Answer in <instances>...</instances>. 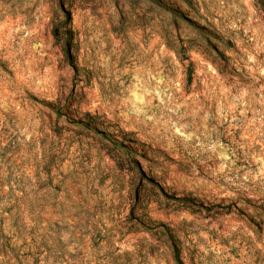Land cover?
Masks as SVG:
<instances>
[{
  "label": "rangeland",
  "instance_id": "374dc122",
  "mask_svg": "<svg viewBox=\"0 0 264 264\" xmlns=\"http://www.w3.org/2000/svg\"><path fill=\"white\" fill-rule=\"evenodd\" d=\"M0 264H264V0H0Z\"/></svg>",
  "mask_w": 264,
  "mask_h": 264
},
{
  "label": "trees",
  "instance_id": "16d2710c",
  "mask_svg": "<svg viewBox=\"0 0 264 264\" xmlns=\"http://www.w3.org/2000/svg\"><path fill=\"white\" fill-rule=\"evenodd\" d=\"M176 261H177V263H180L177 255H176Z\"/></svg>",
  "mask_w": 264,
  "mask_h": 264
}]
</instances>
